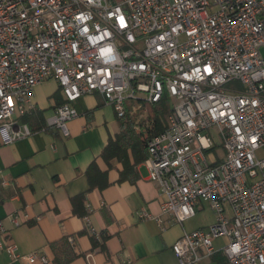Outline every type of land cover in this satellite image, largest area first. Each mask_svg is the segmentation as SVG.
I'll return each mask as SVG.
<instances>
[{
    "label": "built area",
    "instance_id": "2783aa9c",
    "mask_svg": "<svg viewBox=\"0 0 264 264\" xmlns=\"http://www.w3.org/2000/svg\"><path fill=\"white\" fill-rule=\"evenodd\" d=\"M48 80L64 100L48 127L70 138L75 104L100 94L117 118L135 116L162 216L184 224L204 204L216 214L173 244L178 264H203L219 239L229 264H264V0H0L9 143L32 135L15 120L35 110L34 91ZM165 96L167 128L154 133L147 106ZM138 217L164 228L146 208ZM5 233L0 221V251L13 261L49 264L5 244Z\"/></svg>",
    "mask_w": 264,
    "mask_h": 264
},
{
    "label": "crops",
    "instance_id": "0c3cea01",
    "mask_svg": "<svg viewBox=\"0 0 264 264\" xmlns=\"http://www.w3.org/2000/svg\"><path fill=\"white\" fill-rule=\"evenodd\" d=\"M33 100L38 114L15 120L16 129L27 125L32 130L30 137L9 143L8 134L0 132L4 243L16 244L23 254H42L49 264H61L72 255L75 258L66 264H178L173 244L189 232L187 223L209 206L204 204L195 218L178 224L162 216L164 197L150 181L145 162L127 174L129 180L121 181L123 165L114 159L109 167L101 159L109 139L120 133V123L100 94L75 104L80 116L70 122L68 139L47 126L62 100L57 82L40 84ZM93 163L106 173L104 189L90 187L87 171ZM142 208L162 217L164 228L154 219L140 220ZM200 228L206 227L193 230ZM225 243L216 240V253L203 264H229L222 252ZM0 264L28 263L13 261L2 250Z\"/></svg>",
    "mask_w": 264,
    "mask_h": 264
},
{
    "label": "trees",
    "instance_id": "16d2710c",
    "mask_svg": "<svg viewBox=\"0 0 264 264\" xmlns=\"http://www.w3.org/2000/svg\"><path fill=\"white\" fill-rule=\"evenodd\" d=\"M59 95H61V104L64 103L61 90L59 89ZM59 105V106H60ZM58 106V107H59ZM150 112V120L153 122V132L160 133L167 128V119L170 114L171 104L167 96L164 97L163 101L156 105L147 106ZM35 110L29 112L25 118L30 117V115H37L38 112ZM38 119L43 120L38 115ZM120 123V133L115 137H111L101 153V159L111 167V161L117 159L124 167L122 180H129L127 176L128 173L134 171V167L143 164L148 158V150L145 140H143V135L139 134L135 130V116L128 113L124 118H118ZM133 162L131 164V156ZM90 180L91 189L99 188L104 189L106 183L105 181L106 173L102 172L96 163H93L87 171ZM76 199H81L78 197ZM76 202V200H74ZM106 240L107 237L103 236ZM75 258V255L70 256L65 262L61 264H66V262L71 261ZM60 262V261H59ZM58 262V263H59Z\"/></svg>",
    "mask_w": 264,
    "mask_h": 264
},
{
    "label": "rangeland",
    "instance_id": "374dc122",
    "mask_svg": "<svg viewBox=\"0 0 264 264\" xmlns=\"http://www.w3.org/2000/svg\"><path fill=\"white\" fill-rule=\"evenodd\" d=\"M37 88L35 90H37ZM140 116L138 117L140 118ZM217 152L220 156L224 157V150L221 147L218 148ZM216 221H217L216 214L209 207H206V210L204 212L199 213L197 218L187 223V227L189 231H193L195 227L198 226L208 227L214 225ZM217 243H219V241Z\"/></svg>",
    "mask_w": 264,
    "mask_h": 264
}]
</instances>
